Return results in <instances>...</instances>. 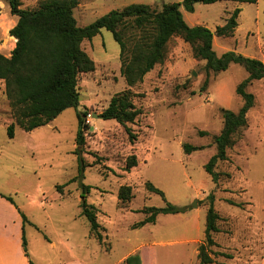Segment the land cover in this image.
Returning a JSON list of instances; mask_svg holds the SVG:
<instances>
[{
  "label": "rangeland",
  "instance_id": "obj_1",
  "mask_svg": "<svg viewBox=\"0 0 264 264\" xmlns=\"http://www.w3.org/2000/svg\"><path fill=\"white\" fill-rule=\"evenodd\" d=\"M41 1L22 0L23 8H35ZM175 1L81 0L75 16L84 27L131 4L159 10ZM194 8L189 12L182 7L186 22L214 33L241 9L235 36H215L214 49L219 56L235 51L264 63V0L257 4L198 3ZM17 20L12 14L2 17L0 27H5L6 38ZM4 38L0 35L2 42ZM83 49L96 69L80 77L78 107L66 110L48 126L29 133L16 127L15 138L10 139L8 127L14 118L0 89V192L11 197L29 220L25 233L33 264L55 260L121 264L148 245L154 247L144 249L147 264H199L196 242L205 241L212 195L221 216V231L214 235L217 245L211 253L214 264H264V80L248 87L255 106L248 113V126L228 150V160L218 164L221 178L215 185L205 166L217 153L214 136L224 127L222 110L237 112L243 106L236 91L248 78L246 69L233 64L224 73L211 74L202 92L206 62L195 58L190 44L174 37L165 62L133 88L143 115L128 125L137 135L131 142L125 127L100 118L111 99L127 89L119 44L104 29L92 41H85ZM80 110L89 113L84 147L77 144ZM186 143L204 150L188 155L183 148ZM131 156L138 158V166L126 171ZM147 183L162 190L165 197L150 193ZM59 186H64L63 194ZM83 186L91 187L87 201L98 209L104 245L90 234V224L81 215ZM123 186L132 188L134 198L122 207L119 192ZM168 203L186 211L161 215L156 224L134 228L147 217L146 207L162 208ZM186 239L194 243L184 244ZM52 242L56 249L50 248Z\"/></svg>",
  "mask_w": 264,
  "mask_h": 264
},
{
  "label": "trees",
  "instance_id": "obj_2",
  "mask_svg": "<svg viewBox=\"0 0 264 264\" xmlns=\"http://www.w3.org/2000/svg\"><path fill=\"white\" fill-rule=\"evenodd\" d=\"M10 7L11 14L18 18L16 26L10 30L16 47L11 57L0 53V81L5 83V97L9 101L14 121L8 127L10 139L15 138L16 127L26 132H33L50 125L61 114L71 108H77L80 99L79 82L84 74L93 73L96 69L94 60L83 49L85 41H92L102 30L113 34L120 46L121 73L127 83V89L116 94L100 118L105 121H116L125 127L131 142L137 140L128 125L135 124L143 115V110L135 103L136 94L133 88L144 82L145 77L157 65L165 62L167 48L174 37L182 38L190 44L196 59L205 61L207 78L202 87L206 91L211 74H220L237 64L248 72V78L237 87V95L243 100L239 111L222 110L224 127L219 135L214 136L217 153L205 166L215 185L220 182L221 174L216 168L220 162L228 160V150L234 147L242 132L248 126V113L255 106L254 94L248 87L255 81L264 80V63L261 60L245 57L235 51L219 56L214 49L215 36L232 38L239 27L241 9H236L225 25L212 32L205 26H190L184 19L181 8L194 12L198 3L211 5L222 1L257 4L258 0H184L183 3L165 4L159 10L147 4H132L123 9L113 10L88 26L81 27L75 16V10L81 0H43L35 8H23L22 0H3ZM11 38L12 40H15ZM89 113L78 111L79 130L77 144H86L85 130ZM201 135H209L201 132ZM186 154L204 150L191 144L183 145ZM138 166V158L131 156L127 160L126 171ZM86 168V165H84ZM64 186L57 187L63 194ZM150 193L165 197L162 190L152 183H147ZM81 215L90 224V234L105 244L102 227L98 221V209L87 201L91 192L90 186H83ZM0 196L15 204L13 199L0 192ZM134 198L130 186H123L119 192V202L127 205ZM207 211L205 241L199 246V264H214L212 248L217 244L214 235L220 233V214L214 206V196ZM231 204L236 205L234 202ZM125 208V207H124ZM19 210V209H18ZM186 210L171 203L166 207H146L143 213L147 216L134 228L156 224L161 215H179ZM24 226L27 216L19 210ZM23 249L30 263L28 241L23 233ZM122 264H143L141 253L130 255Z\"/></svg>",
  "mask_w": 264,
  "mask_h": 264
},
{
  "label": "crops",
  "instance_id": "obj_3",
  "mask_svg": "<svg viewBox=\"0 0 264 264\" xmlns=\"http://www.w3.org/2000/svg\"><path fill=\"white\" fill-rule=\"evenodd\" d=\"M97 1L98 0H96V2ZM183 1L184 0H177L175 2L183 3ZM9 14H11L9 5L5 3L3 0H0V24H1L2 17L3 16L8 17ZM14 17L17 18L16 16ZM16 24L17 23L15 22V25ZM15 25L12 28H14ZM4 31H5V27H0V35H3V37L6 38V36H4V33H3ZM11 38H14V37H11L9 34L8 38L5 39V41H8L9 44L13 46L11 49L5 45L4 43L5 41L2 42L0 40V53L8 58L11 57L12 52L15 49L16 42H17L15 38H14L15 40H12ZM0 83H3V84H0V89L2 91V94L5 96V93H4L5 83L4 81H0ZM18 209L21 210L19 207H17L16 204H12L10 201L0 196V264H31L29 259L26 257L24 253V249H23V233H24V230L26 232V228H25L26 226H24L23 218L21 214L19 213ZM191 243H194L191 239H186L184 241V244H191ZM196 243L200 246V244H202L203 242L197 241ZM49 245L51 249L57 248V244L54 242L50 243ZM28 247H29V243H28ZM152 247L154 246L153 245L142 246L139 249H137L133 254L140 252L143 264H147L145 261V255H144L145 250L144 249L152 248ZM197 252L199 254V249ZM129 256L130 255H128L124 259V261ZM30 259H31V256H30ZM52 264H63V263L62 261L58 262L57 260H55Z\"/></svg>",
  "mask_w": 264,
  "mask_h": 264
},
{
  "label": "water",
  "instance_id": "obj_4",
  "mask_svg": "<svg viewBox=\"0 0 264 264\" xmlns=\"http://www.w3.org/2000/svg\"><path fill=\"white\" fill-rule=\"evenodd\" d=\"M94 117L99 118V115L95 114Z\"/></svg>",
  "mask_w": 264,
  "mask_h": 264
},
{
  "label": "built area",
  "instance_id": "obj_5",
  "mask_svg": "<svg viewBox=\"0 0 264 264\" xmlns=\"http://www.w3.org/2000/svg\"><path fill=\"white\" fill-rule=\"evenodd\" d=\"M89 117V116H88ZM87 121H88V118H87Z\"/></svg>",
  "mask_w": 264,
  "mask_h": 264
}]
</instances>
